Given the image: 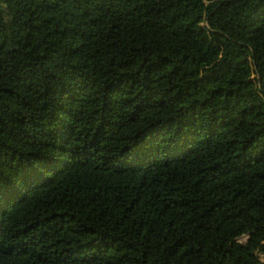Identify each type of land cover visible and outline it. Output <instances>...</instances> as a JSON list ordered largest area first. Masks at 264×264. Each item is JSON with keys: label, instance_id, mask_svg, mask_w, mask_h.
<instances>
[{"label": "trees", "instance_id": "16d2710c", "mask_svg": "<svg viewBox=\"0 0 264 264\" xmlns=\"http://www.w3.org/2000/svg\"><path fill=\"white\" fill-rule=\"evenodd\" d=\"M0 264H264V0H0Z\"/></svg>", "mask_w": 264, "mask_h": 264}, {"label": "rangeland", "instance_id": "374dc122", "mask_svg": "<svg viewBox=\"0 0 264 264\" xmlns=\"http://www.w3.org/2000/svg\"><path fill=\"white\" fill-rule=\"evenodd\" d=\"M245 240H246V238L243 239V241H245Z\"/></svg>", "mask_w": 264, "mask_h": 264}]
</instances>
